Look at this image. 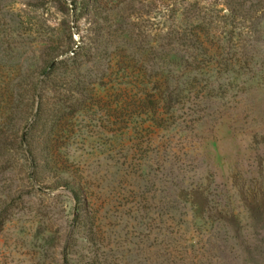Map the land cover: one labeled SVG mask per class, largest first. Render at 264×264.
I'll list each match as a JSON object with an SVG mask.
<instances>
[{
  "label": "rangeland",
  "instance_id": "374dc122",
  "mask_svg": "<svg viewBox=\"0 0 264 264\" xmlns=\"http://www.w3.org/2000/svg\"><path fill=\"white\" fill-rule=\"evenodd\" d=\"M0 1V264H264V0Z\"/></svg>",
  "mask_w": 264,
  "mask_h": 264
},
{
  "label": "trees",
  "instance_id": "16d2710c",
  "mask_svg": "<svg viewBox=\"0 0 264 264\" xmlns=\"http://www.w3.org/2000/svg\"><path fill=\"white\" fill-rule=\"evenodd\" d=\"M72 3L74 4L75 9L77 8V3L82 4L84 8H87L91 5L93 9H96V6L99 5V0H72ZM196 19H200V21L196 23ZM97 20H99V18ZM95 24L96 29H98L96 31L99 37L102 25L100 24V22H95ZM187 25L188 27L185 26L181 30H178V36L176 39H174V41L178 45L185 44L187 45V48L194 50L195 54H191L190 58L192 63L195 64L197 68H199L197 75H202L203 73L206 74L208 72V65L204 66V71L202 68L203 57H207V55L208 57L209 55L214 56L219 53L220 49V47H214L215 44L213 46L211 45L213 44L214 39V36H211L210 34L212 21L210 20V18L206 20L204 16L197 14L194 16V20L191 19V22L189 21V24ZM192 79V81L196 80L197 76H193Z\"/></svg>",
  "mask_w": 264,
  "mask_h": 264
}]
</instances>
